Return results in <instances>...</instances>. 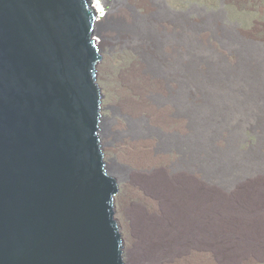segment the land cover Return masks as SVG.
Returning <instances> with one entry per match:
<instances>
[{
  "label": "water",
  "instance_id": "1",
  "mask_svg": "<svg viewBox=\"0 0 264 264\" xmlns=\"http://www.w3.org/2000/svg\"><path fill=\"white\" fill-rule=\"evenodd\" d=\"M87 0H0V264H120Z\"/></svg>",
  "mask_w": 264,
  "mask_h": 264
},
{
  "label": "rangeland",
  "instance_id": "2",
  "mask_svg": "<svg viewBox=\"0 0 264 264\" xmlns=\"http://www.w3.org/2000/svg\"><path fill=\"white\" fill-rule=\"evenodd\" d=\"M126 2L132 11L120 3L109 12L102 3L108 18L100 31L112 34L120 27L133 26L135 18L142 22L152 17L149 26L160 35L162 43L168 42L173 34L178 62L185 67L179 71L180 77L186 78V83H181L178 88L182 90L179 94L183 91L189 94L188 100L181 101L178 109L183 114L189 110L196 145L203 146L197 140L208 139L206 146L214 149V153L208 150L216 162L208 163L211 172L222 171L220 180L211 179L213 183L210 184H221L231 193L241 191L239 197L247 190L259 189L261 192L264 183V0ZM164 8L183 11V14L190 11L184 16H174ZM98 32H94L100 55L95 82L101 94L100 113L107 118L109 130L107 137L100 136V141L108 172L117 180V199L112 208L121 239L122 263L130 264V252L134 248L131 240L136 237L127 208L142 203L143 199L130 191L137 184L133 174L140 170L127 159V149L123 147L129 146L131 138L121 133V127L132 115L142 122H150L152 115L144 106L151 107L152 99L160 92L158 80L150 75L141 76L143 60L130 44L113 38L108 43H100ZM206 81L215 85L195 87L197 82ZM201 91L206 94V101L199 99ZM174 120L167 125L169 130H174L183 121L181 118ZM157 132L166 133V129L158 126ZM211 136L214 137L212 141ZM173 149L168 147L165 152L169 160L178 155ZM114 163L124 169L123 175L115 171ZM152 166L154 170H164L166 162L161 160ZM237 204L239 216L248 213L254 218L264 212L263 203L257 212H254L255 207L252 210L246 208L244 199L240 198ZM228 219L226 216L224 221ZM212 221L207 232V252L212 264H264V242H260V247L235 253L236 256L228 261L226 254H231L232 248L228 244L247 242L251 236L244 231L214 228ZM204 234L193 231L197 240Z\"/></svg>",
  "mask_w": 264,
  "mask_h": 264
},
{
  "label": "bare ground",
  "instance_id": "3",
  "mask_svg": "<svg viewBox=\"0 0 264 264\" xmlns=\"http://www.w3.org/2000/svg\"><path fill=\"white\" fill-rule=\"evenodd\" d=\"M126 1L128 0H87L86 9L94 19V32L102 30L107 21L108 16L107 12L103 11V5L109 12L120 3L131 10ZM164 10L174 16H184L190 11L186 10L183 14V11L180 13L165 8ZM151 18L142 22L135 18L133 26L120 27L112 34L98 32L100 43H108L113 38L130 44L143 60L141 76L150 75L158 80L160 92L158 97L152 99L153 105L149 106L150 108L144 106L152 115L150 122H142L136 119L137 116L132 115L121 127V133L131 138L129 146L123 147L127 149L125 153L127 159L140 170L133 174V180L137 184L131 185L132 188L129 189L132 194H138L143 199L142 203L127 208V213L131 216L132 231L136 237V239L132 237L131 240L134 248L130 252V264H212L207 252V232L211 227V220L214 228L225 227L244 231L251 236V240L247 242L228 244L232 247L231 254H226L229 261L231 257L236 256L235 253L246 248L260 247V242H264V212H260L258 217L254 218L248 213L239 216L240 208L237 204L240 198L244 199L245 207L249 210L255 207L254 212H257L259 205L264 204V183L261 185V192L259 189L252 192L247 190L243 197H239L241 191L231 193L221 184H210L213 183L211 179L220 180L222 174L220 170L211 172L208 165L209 162L216 163L208 150L212 153L215 151L206 146L208 139L197 140V143H203V146L196 145L191 126L194 122L188 117L189 110L183 114L178 109L180 102L188 100L189 95L186 91L180 95L182 90L178 89L181 83H186V78L180 77L179 74L185 67L178 62L173 34L168 38V42L162 43L160 35L149 26ZM94 51L100 59L95 38ZM213 84L207 81L197 82L195 87ZM94 91L101 98L95 82V72ZM199 99L206 101V94L201 91ZM178 118L183 121H180L174 130H169L167 125ZM158 126L165 127L166 133H158ZM107 127V118L100 113V136L107 137L109 133ZM209 138L211 141L214 140L213 136ZM168 147H173L178 153L173 160H169L165 154ZM100 151L102 153L101 141ZM161 160L166 162V168L154 170L152 165ZM108 167L103 157V168L109 182L107 188L113 186L117 192V180L108 172ZM113 167L119 175L124 174L122 167L115 163ZM226 216L229 219L224 221ZM110 228H116L120 264H123L121 239L113 219L112 204ZM194 230L205 233L204 237L200 240L195 239Z\"/></svg>",
  "mask_w": 264,
  "mask_h": 264
}]
</instances>
